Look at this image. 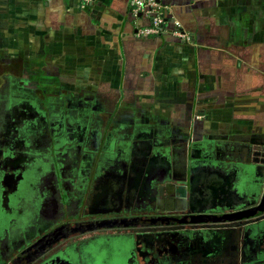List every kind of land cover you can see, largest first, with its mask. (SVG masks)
Returning <instances> with one entry per match:
<instances>
[{
	"label": "crops",
	"instance_id": "1",
	"mask_svg": "<svg viewBox=\"0 0 264 264\" xmlns=\"http://www.w3.org/2000/svg\"><path fill=\"white\" fill-rule=\"evenodd\" d=\"M158 1L165 28L141 36L149 20L128 0H0V60L23 58L107 115L90 168L126 151L127 167L138 157L163 175L154 183H182L193 214L248 210L259 220L242 239L219 221L203 228L227 230L240 264H264V0Z\"/></svg>",
	"mask_w": 264,
	"mask_h": 264
},
{
	"label": "flooded vegetation",
	"instance_id": "2",
	"mask_svg": "<svg viewBox=\"0 0 264 264\" xmlns=\"http://www.w3.org/2000/svg\"><path fill=\"white\" fill-rule=\"evenodd\" d=\"M26 136L28 140L31 138V135ZM43 139L39 138L36 144H34L36 141L34 143H24V149L21 152V144L18 141H14L13 145L8 143L1 150V154L4 157L2 159L3 167H0V170H2L0 176H3L1 181L3 180V183L5 182L6 184V192L9 190L17 192L14 193L13 198L10 197V202L12 203H10L8 214L10 215L13 210H17L20 215L17 217L13 216V218L10 215L11 225L9 224L3 231L4 250L0 248V264H100L103 261L102 259H106L107 264L174 263V260L169 255L171 253L166 242L167 238L170 242H174L172 234L175 235L176 231H183L189 228L193 221L198 222L203 217L191 213L188 203L183 209L177 205L179 209L175 208L176 210H158L157 202L159 198H162L159 195V188L162 184L159 185L153 181L155 178L162 179V174L152 175L153 169L150 163L143 165L144 163L137 162L133 166L135 176L112 175L113 172L97 176L93 179L96 185L92 183V186L95 188L97 185L99 187V184H102L104 187L101 188L102 192L93 195L85 205V197L83 196L85 192L81 194L79 191L80 194H77L70 204L72 207L71 211L74 214L71 215L73 218L69 219L68 211L70 206L66 202L67 196L65 194L66 189H69V187L65 185L66 182L63 177L71 172L76 177V181L73 182V185L77 187L76 189L86 190L91 181H93L90 176L92 172L91 166L87 168L86 164L83 162L82 164L79 158L76 159L72 156V159L69 158L68 160L62 158L64 165L61 164L60 167L59 161L52 154L45 139ZM15 149L17 150L14 151ZM15 170L18 171L17 174L14 173ZM48 174H50L49 177H47ZM144 178L150 179L152 182L145 181ZM104 184H106V187ZM146 184H149L147 187L148 192L145 195V201L149 203V206L144 207L147 214L142 213L144 212L142 211L141 213L138 212L140 214L130 213L119 216L117 209L120 208V205L129 204L128 206L134 205V207L140 205L138 203L140 202L138 193L141 192L143 194ZM125 186L137 192V197H131L132 200L130 202H128L129 198L125 200L121 198ZM6 200H8V197H6ZM85 207L86 209H84ZM219 215L210 216L218 217ZM56 217L63 220L59 223H54ZM109 220L113 223H109ZM117 221L122 224H129L126 225V228H130L129 232L133 233L135 237L137 235V238L131 244L134 247L133 251H128V254H125L121 250L109 256L110 247L114 245L115 241L113 239L116 237H110V239L105 240L104 244L106 243L109 246L106 251H99L93 248L91 250L84 249L83 241L90 239L98 231L97 228L103 227L104 229L112 224L117 229L123 226L116 225ZM145 221H150L151 223L146 225L139 224ZM104 224H107V226L93 228ZM201 225L203 226L199 227L203 228L204 224ZM218 226L215 223L211 228L214 230L209 231L207 233L208 236L202 234V230L194 235V238L199 243V246H195V248L187 245L184 248L182 243V246L179 244V248L182 247L181 249H184L185 256L189 257V264H240V262L236 261L237 252H235L234 248V238L230 240L231 242L224 243V241L219 239L221 235L218 234L220 233ZM85 232L93 235H87ZM205 236H207V239ZM118 237L120 238V236ZM192 239L189 241L192 242ZM208 239L212 240L215 245H210L207 248L206 241ZM139 242L144 244L146 248H140ZM177 243L175 242V244ZM163 250H166L167 258H165L166 254ZM207 251L212 254L210 259L206 256ZM193 256H198L199 262H197V259H193ZM242 257L243 260H245L244 258H250V261L254 260V256L250 254ZM190 258L192 259L190 260ZM245 264H248V262H245Z\"/></svg>",
	"mask_w": 264,
	"mask_h": 264
},
{
	"label": "rangeland",
	"instance_id": "3",
	"mask_svg": "<svg viewBox=\"0 0 264 264\" xmlns=\"http://www.w3.org/2000/svg\"><path fill=\"white\" fill-rule=\"evenodd\" d=\"M15 58L18 57L12 56L9 60H0V167H3L2 159L4 158L1 154V150H3V148L8 143L13 145L14 141H18L19 144H21V152V150L24 149L23 146L26 144V142L34 143L36 141L34 143L36 144L39 141V138L45 139V142L49 146L52 154L55 155L59 161L60 167L61 164L64 165L62 158L68 160L69 158L72 159V156H74L76 159L79 158L81 163L83 162L86 164L87 168H89V165H91L93 159L95 162H98L99 159L103 160V151H101L98 154L97 159H95V149L98 141L102 142L101 144L103 145L108 142L106 139L109 131L106 129L107 126L104 124L107 115L103 114V112H99V110L93 111L90 108L92 102L88 101L87 94L85 92L79 91L76 93H69L66 89L61 87L60 83L56 81V79L51 74H47L44 75V77L39 78L36 74H32L31 72L29 73L27 69L28 63L24 62L23 58ZM26 69L28 72L26 71L24 74L23 70ZM94 112L95 115H93ZM94 116L97 118L96 121L98 120V124L95 128L87 124L88 119L93 118ZM26 135H31V138L28 140ZM113 138L116 139L117 136L115 135ZM16 150L17 149L14 151ZM105 152L108 154L107 151ZM117 155L118 158L115 159ZM112 156L113 157H109L108 155V158H106H110V160L107 161L109 164L106 166V169H101V171L98 172L97 167L91 168L92 172L90 176L92 180L97 176L111 174L112 172V175H123V177L136 175L133 169L135 161H132V163L134 162V165L130 167H127V163H125L128 159L126 151L120 155L118 151H113ZM137 158L133 160L142 162V159L138 158L139 160H137ZM103 163L104 162L101 161L100 165ZM132 163H130V165ZM110 168L113 169L110 170ZM1 171L2 170H0V172ZM14 173L17 174L18 171L15 170ZM49 176L50 174H48L47 177ZM86 176L89 177L88 175ZM1 179H3L2 175L0 176V248L4 250V243L2 239L3 231L9 224L11 225V217H17L20 214L17 212V210H13V213L10 214L11 217L8 214L10 203H12L10 202V197L13 198L14 193L17 192L10 190L6 192V184L5 182L3 183V180L1 181ZM63 180L66 182L65 185L69 187V189L65 188V194L67 196L66 202L69 203V206L77 194H82V192H85L83 196L85 197L84 204L86 205V202H89L88 199H91L93 195L101 193V188H104L102 184H99V187L97 185V187L93 188L94 186H92V183L96 185V182L93 180L91 181V184L88 185L86 190H82L81 188L76 189L77 187L73 185V182L76 181V177L71 172H69V174H65ZM147 180L150 181V179H145V181ZM148 185L146 184V187L144 186L145 189L143 194H141V192L138 193V200L140 201L138 203L140 205L137 207H134V205L128 206L129 204L120 205V208L117 209L119 216L130 213H141L142 211H144L142 213L147 214L144 207L149 204L147 201H145V195L148 192ZM104 186L106 187V184H104ZM6 197H8V200H6ZM131 197H137L136 190H130L125 186L124 191H122L121 198L123 200L129 198L128 202H130L132 200ZM140 207L141 209H139ZM69 208L68 215L70 216L68 218L70 219L73 218L71 215L74 213L71 211L72 207L70 206ZM84 209H86V207ZM203 219L204 218H200L198 222L193 221L189 228L183 231H176L174 233L175 235L172 234L171 236H174V242H170L167 238L166 242L168 243L169 252L171 253L169 255L174 260L173 264H189V257L185 256V253L183 252L184 249H181L182 247L179 248V244L181 246L183 244L184 248L186 245L189 247L191 246V248H195V246H199V243L198 240L194 238V235L199 233L201 230L202 234L205 235H207L209 231L214 230L200 228L199 226L201 224L206 223L201 222ZM61 220L63 219L56 217L54 223H59ZM110 220L115 221L114 219ZM110 220L108 222L113 223L112 221L110 222ZM107 224L94 226L93 228L107 226ZM116 224L122 223L117 221ZM126 225L129 224H123V226L119 229L114 228V224L110 225L109 227H105L104 229L103 227H100L97 228L98 231H96L94 235L92 233L85 232L87 235L92 234L93 236L87 241L86 239L83 241L84 249L91 250L93 248L99 251H106L109 246H107L108 244L106 245V243L104 244L105 240L110 239V237H116L113 239L115 241L114 245H111L110 247L109 256L115 252H120L121 250H123L125 254H128V251L134 250V247H132L131 244L133 243L134 239L137 238V235L135 237L133 233L129 232L130 228H126ZM226 231L227 230H224L222 233L218 234L221 235L220 237L224 243L227 244V242H231V236L229 233H226ZM118 236H120V238ZM207 236H205L206 239ZM191 239L192 242L189 241ZM175 242L178 243L175 244ZM206 243L207 248L210 247V245H215V243L210 239H208ZM140 246L142 249L146 248L144 244H140ZM163 252L165 254L167 253L166 250H163ZM166 256L167 254L165 255V258H167ZM206 256L208 259H210L212 254L207 251ZM191 259L192 258H190V260ZM193 259H197V262L200 260L198 256H193ZM102 260L103 261H101L100 264H107L105 261L106 259Z\"/></svg>",
	"mask_w": 264,
	"mask_h": 264
},
{
	"label": "water",
	"instance_id": "4",
	"mask_svg": "<svg viewBox=\"0 0 264 264\" xmlns=\"http://www.w3.org/2000/svg\"><path fill=\"white\" fill-rule=\"evenodd\" d=\"M139 15L141 14L139 13ZM185 188L186 187L182 183L175 185V183L172 182V183H166L164 185H161L159 188V192H160L159 195L162 196V198H159L157 202L158 210H165V211L176 210V209H179L177 205H179L180 207H182L181 209H183V207L186 206V189ZM247 212L249 211L244 209V210H238V211H232V212H225V213L220 214L218 217L208 216V215L207 216L201 215V216L204 218L203 222H208V220L212 222L219 221V222H222L225 226L236 227V234L238 237L241 238L242 226L259 220L258 218L249 220V216ZM261 217H264V213L261 214ZM150 223H151L150 221L149 222L145 221L139 224L146 225ZM116 225L119 226L123 224H116Z\"/></svg>",
	"mask_w": 264,
	"mask_h": 264
},
{
	"label": "built area",
	"instance_id": "5",
	"mask_svg": "<svg viewBox=\"0 0 264 264\" xmlns=\"http://www.w3.org/2000/svg\"><path fill=\"white\" fill-rule=\"evenodd\" d=\"M93 0H83L84 3L92 2ZM129 10L132 16L136 19L140 15L148 18L149 23L137 31L138 35H159L165 28L167 22L166 13L167 7L157 0H128ZM181 37L185 33L180 30L176 31Z\"/></svg>",
	"mask_w": 264,
	"mask_h": 264
}]
</instances>
